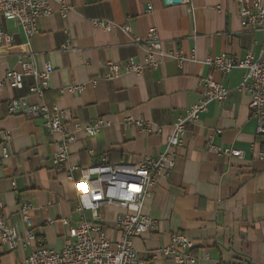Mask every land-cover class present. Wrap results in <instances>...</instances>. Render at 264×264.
<instances>
[{
  "label": "crops",
  "instance_id": "obj_1",
  "mask_svg": "<svg viewBox=\"0 0 264 264\" xmlns=\"http://www.w3.org/2000/svg\"><path fill=\"white\" fill-rule=\"evenodd\" d=\"M64 1L72 7L67 15L53 0L52 14L39 19L38 32L30 39L15 21L0 16V30L13 36L9 43L0 42V82L7 70H20L21 60L33 61L38 70L50 63V88L43 101L65 111L63 122L69 128L98 118L105 125L96 135L78 131L69 146L68 169L58 172L52 161L61 134L50 132L40 119L8 112L7 103L13 98L42 102L29 95L33 77H24L23 89L0 88V131L13 135L8 157H3L0 144V201L8 224L25 237L20 207L31 201L34 244L60 251L69 225L79 218L74 181L82 169L103 158L119 164L157 157L165 149L173 122L198 102L205 78L213 73L231 93L222 104L211 102L195 123L187 125L175 168L170 176L158 178L145 200L144 212L159 225L135 238L133 245L149 264H176L161 249L182 231L194 242L196 264H264V162L257 156L264 149V138L257 133L248 93L238 89L244 70L223 74L202 62L180 65L167 57L155 69L114 77L109 75V61L141 59L144 51L123 31L109 32L93 21L129 24L133 34L142 37L156 27L164 50L195 49L200 61L222 53L245 58L252 51L258 56L264 32L242 26L235 0H183L170 5L164 0ZM73 83H84L85 89L71 93L67 87ZM129 119L148 120L150 130L128 123ZM210 140L244 155H218L210 151ZM122 211L108 204L98 209L113 241L121 238L116 219ZM86 216L93 219L91 212ZM30 252V248L10 250L0 241V264H21Z\"/></svg>",
  "mask_w": 264,
  "mask_h": 264
},
{
  "label": "built area",
  "instance_id": "obj_2",
  "mask_svg": "<svg viewBox=\"0 0 264 264\" xmlns=\"http://www.w3.org/2000/svg\"><path fill=\"white\" fill-rule=\"evenodd\" d=\"M53 0H0V16L13 20L30 39L38 32V21L43 16L53 12ZM61 5L63 16L72 9L64 0H54ZM240 4L239 15L244 28L264 32V7L262 0H235ZM96 27L112 32L116 29L127 34L132 42L139 46L144 55L141 59L133 57L123 62L109 61V75L114 77L123 72L141 73L145 69L157 68L167 57L176 59L180 65L185 61H198L207 64L212 71L230 73L234 69L244 70L238 89L248 93L249 107L252 117L257 121V133L264 138V43L261 52L256 56L248 51L245 58H233L222 53L210 55L204 60H198L196 50L189 53L182 50L168 52L163 48V40L158 28L152 27L145 36L133 34L129 24L118 25L115 22L95 19ZM13 36L0 30V42L9 43ZM20 70H7L0 88L6 85L24 88V77L32 76L34 82L30 85L29 95L42 100L33 103L27 97L13 98L8 101V112L12 115H23L27 118L40 119L43 126L50 132H59L61 143L53 158V166L58 172L67 170L69 161V146L77 140V132L85 131L89 135L98 134L105 121L102 118L81 124L75 123L69 128L64 122L65 111L57 106L48 105L43 101L45 93L50 88L52 66L47 63L43 70H38L33 61H19ZM204 90L197 103L188 107L185 114L179 116L172 124V131L167 138L165 149L157 156H145L136 163L112 164L103 158L99 163L82 169L79 179L74 181L76 194L75 212L79 218L74 225H69L68 234L64 238L60 251L46 245H35L36 239L31 211L33 204L27 200L21 204L20 213L26 225V235L21 236L16 227L8 224L4 214V203L0 201V241L10 250L30 248L31 252L21 264H149L143 259L133 245L135 238L158 227V221L144 212L145 200L151 195V188L156 185L160 176L168 177L175 168L178 149L182 146L187 125L195 123L200 115L207 111L211 102L224 103L231 90L221 85L213 73L204 80ZM84 83H73L67 87L71 93L82 92ZM136 122L144 131L150 130L149 121L139 119ZM221 133V129L217 130ZM13 140L9 131H0V144L3 157L9 156L8 146ZM210 151L218 155L227 154L233 157H243L244 152L231 147H221L209 142ZM258 158L264 162V149L257 152ZM67 168V169H66ZM72 171L69 169V172ZM70 178L72 176L70 175ZM14 186V183H12ZM117 205L123 209L117 216V227L121 238L113 241L100 222L98 209L104 205ZM91 212L93 219L86 216ZM67 222V221H66ZM194 242L182 231L175 232L170 243L161 249L165 256H170L176 264H196L197 257L193 255ZM212 264H219L214 262Z\"/></svg>",
  "mask_w": 264,
  "mask_h": 264
},
{
  "label": "water",
  "instance_id": "obj_3",
  "mask_svg": "<svg viewBox=\"0 0 264 264\" xmlns=\"http://www.w3.org/2000/svg\"><path fill=\"white\" fill-rule=\"evenodd\" d=\"M166 4H179L183 2V0H164Z\"/></svg>",
  "mask_w": 264,
  "mask_h": 264
}]
</instances>
